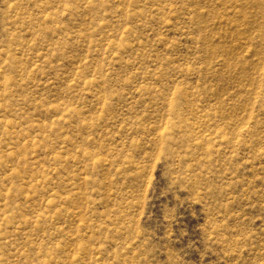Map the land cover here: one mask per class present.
I'll return each mask as SVG.
<instances>
[{"label":"rangeland","instance_id":"1","mask_svg":"<svg viewBox=\"0 0 264 264\" xmlns=\"http://www.w3.org/2000/svg\"><path fill=\"white\" fill-rule=\"evenodd\" d=\"M0 264H264V0H0Z\"/></svg>","mask_w":264,"mask_h":264}]
</instances>
